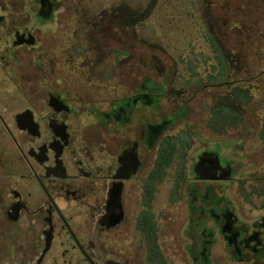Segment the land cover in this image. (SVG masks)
Instances as JSON below:
<instances>
[{"label": "flooded vegetation", "instance_id": "flooded-vegetation-1", "mask_svg": "<svg viewBox=\"0 0 264 264\" xmlns=\"http://www.w3.org/2000/svg\"><path fill=\"white\" fill-rule=\"evenodd\" d=\"M203 1L207 22H241ZM123 3L97 16L103 3L93 13L89 0H0V264H264V153L236 168L220 152L207 135L232 128L210 127L217 101L206 130L190 122L192 99L228 84L227 71L202 85L175 79V55L136 31L149 10ZM257 131L264 150L263 123ZM233 181L254 218L217 195ZM157 188L178 211L171 222L153 207Z\"/></svg>", "mask_w": 264, "mask_h": 264}, {"label": "rangeland", "instance_id": "rangeland-1", "mask_svg": "<svg viewBox=\"0 0 264 264\" xmlns=\"http://www.w3.org/2000/svg\"><path fill=\"white\" fill-rule=\"evenodd\" d=\"M126 1L129 2L126 4L129 8L135 6V10L132 11H136L137 14L142 15V10L145 8L149 10L146 13V23L142 21L137 24L136 31L142 36L141 31L145 29V36L150 41L159 43L169 53L175 55L176 61L173 57V62L167 57V62H172L177 71L175 79L184 78L187 80L190 76L192 81L193 76L191 75L193 74L194 77L198 75L196 77L200 80L198 85H202L206 80H209L208 77L212 79L211 76H214L215 81H218V76L227 71L226 75L230 80L228 84H216L215 87L201 89L192 99L190 103L193 108V119L190 121L192 129H195L196 133L201 132L198 130L200 126L206 130L205 119L211 111L212 105L216 101H220L221 97L228 94L236 85L248 87L252 96H250L251 100L244 105L241 123L227 134L215 133V136H207L214 138L216 143H220L221 153L229 155L228 152H231V156L235 158L233 165L236 168H240L242 154H255V151L258 150L264 153V150H261L263 141L259 138L257 131L261 123L264 125V0H215V2H220L215 8L217 15L241 20V22L227 23L207 22L209 11L203 0H89V7L94 13L100 3H103L98 10V16L103 9L110 10L113 4H124L123 2ZM127 8L124 5L126 11ZM105 22L107 25L113 24V18L107 19ZM213 27L216 34H214ZM223 59H226V62ZM153 77L162 79V76L155 73H153ZM251 80L256 81L250 84ZM194 121L200 125H195ZM183 126L184 124L176 123L169 127L168 132L174 134ZM229 142L231 145L228 151V147L224 143ZM6 146H8L7 138L0 132V158L2 159L5 158ZM194 148L195 145L188 151V165L195 154ZM251 158L252 161L254 160L253 166L251 165L252 169L262 170L260 166L256 168V157L254 158L253 155ZM247 164H251V161ZM251 181L248 179V182ZM215 187L217 195H226L231 199V205L239 216L246 213L250 218L256 216V212L252 209L255 204L245 203V198L240 193V184L237 181L225 186L221 182ZM156 192L153 207L157 211L167 210L161 217L168 215V221L171 222L174 217L178 216V211L168 198L165 199V188L161 190L157 188ZM252 197L254 202L258 201L254 195ZM164 224V230L169 229L170 225H167L166 222ZM221 245V242H218L214 249H220ZM178 254L184 255L183 253Z\"/></svg>", "mask_w": 264, "mask_h": 264}, {"label": "trees", "instance_id": "trees-1", "mask_svg": "<svg viewBox=\"0 0 264 264\" xmlns=\"http://www.w3.org/2000/svg\"><path fill=\"white\" fill-rule=\"evenodd\" d=\"M226 60V59H225ZM224 59L223 61L226 62ZM251 92L245 87L236 85L231 90L230 97L227 96L226 103L221 100L216 103L212 110V115L209 119V125L214 132L223 130L225 126L234 128L242 121V106L251 100ZM177 142H182L178 135L169 136L167 138V145H171L167 150V160L170 161L174 152H176Z\"/></svg>", "mask_w": 264, "mask_h": 264}]
</instances>
